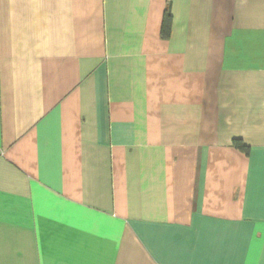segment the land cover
Here are the masks:
<instances>
[{"label": "crops", "instance_id": "1", "mask_svg": "<svg viewBox=\"0 0 264 264\" xmlns=\"http://www.w3.org/2000/svg\"><path fill=\"white\" fill-rule=\"evenodd\" d=\"M0 264H264V0H0Z\"/></svg>", "mask_w": 264, "mask_h": 264}, {"label": "trees", "instance_id": "2", "mask_svg": "<svg viewBox=\"0 0 264 264\" xmlns=\"http://www.w3.org/2000/svg\"><path fill=\"white\" fill-rule=\"evenodd\" d=\"M170 21H171L170 13L168 11H166L165 17H164L163 28H162V33H163L164 36H168L169 35Z\"/></svg>", "mask_w": 264, "mask_h": 264}]
</instances>
